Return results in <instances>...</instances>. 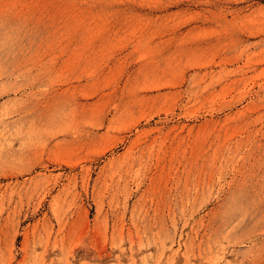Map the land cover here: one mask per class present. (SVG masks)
<instances>
[{
    "label": "rangeland",
    "instance_id": "rangeland-1",
    "mask_svg": "<svg viewBox=\"0 0 264 264\" xmlns=\"http://www.w3.org/2000/svg\"><path fill=\"white\" fill-rule=\"evenodd\" d=\"M0 264H264V0H0Z\"/></svg>",
    "mask_w": 264,
    "mask_h": 264
}]
</instances>
